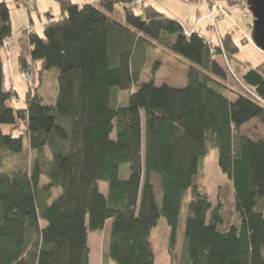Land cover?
Returning <instances> with one entry per match:
<instances>
[{
	"label": "trees",
	"instance_id": "trees-1",
	"mask_svg": "<svg viewBox=\"0 0 264 264\" xmlns=\"http://www.w3.org/2000/svg\"><path fill=\"white\" fill-rule=\"evenodd\" d=\"M57 1L61 14L28 34L19 59L42 79L58 70L55 98L42 83L24 106L9 105L17 92L5 89L0 53V264H90L89 230L110 219L105 258L155 264L162 218L173 260L182 231L178 264H264V139L242 130L264 125V61L233 66L232 32L210 42L151 4L137 13V0ZM11 36V9L0 2V50ZM149 51L184 63L187 84L157 85L161 63ZM223 53L240 89L218 61ZM212 150L228 181L215 206L203 172Z\"/></svg>",
	"mask_w": 264,
	"mask_h": 264
},
{
	"label": "rangeland",
	"instance_id": "rangeland-1",
	"mask_svg": "<svg viewBox=\"0 0 264 264\" xmlns=\"http://www.w3.org/2000/svg\"><path fill=\"white\" fill-rule=\"evenodd\" d=\"M0 2L8 3L11 9L12 36L8 39V45L3 46L0 50L4 65L5 89L12 91L15 90L17 92V95L12 101L9 102V105H15L17 107L24 106L28 91L31 90L33 92L36 88V85L42 83L44 84L42 86L44 93L55 98L58 94V81H55L54 77L56 76V73H58V70L52 69L47 71L46 73L48 75L44 76V79H42L35 76L30 71H26L25 73L24 70H22L19 62L21 54L25 56L29 54L30 46L27 37L30 32H28V30L33 31L35 28L39 34H42L47 22V16L45 14H42V16L39 15L40 12L34 3V0H0ZM148 2L145 3L142 0H137V2L132 4V7L137 13H140L143 10L144 4L149 5ZM181 10L184 13L189 12L193 15V17L197 16L198 9L195 6H188L187 8ZM120 11H118L119 18H122L123 13H120ZM215 11V15L218 16L216 8ZM246 11L247 14H249V28L247 32L242 31V29L245 27V23H243V21L240 20L236 22L235 19L232 21V19H230L225 14L223 15L222 19L217 20L218 23L215 27L214 21L209 17L208 10L201 12L202 15L206 13L207 16L202 18L200 23L197 24L198 31L204 34L209 39V41L213 43H217L220 36H224L228 32H232L234 34L235 41L239 45V52L232 61V65L240 66V68L256 67L264 61V51L256 45L252 38L253 17L248 9L247 4ZM30 14L32 15V24L34 26L29 25L31 24ZM190 22H193L192 24H194L195 19H190ZM212 29L214 30L212 31ZM151 54V51L147 53V60L149 59L151 64H153L155 60H158V58L161 63L158 69L159 72L158 80L156 82L157 85L176 86L183 83V80L187 75V68L184 63L178 59L176 60V58H173L171 54H167L166 52L159 51L153 55ZM218 61L228 73L229 84L237 89H240L241 83L234 75L226 54H221L218 57ZM150 74V68H147L143 73L142 81L146 82ZM172 83L176 85H172ZM116 93H118V98L116 101L123 102L127 96V92L119 90ZM242 130L245 134L253 138L264 139V125L258 120H253L249 124H246ZM27 146L28 140L25 142V147ZM5 161L9 163L8 160L5 159ZM203 172L205 173L204 185L206 192L213 206H215L219 199L220 188L224 187L223 189H225V185L228 183L226 177L224 174H222L219 168L217 150H212L206 158ZM127 173L128 172L125 169L123 170L122 174L123 176H126ZM45 179L46 178L43 177V181ZM107 189L108 184L101 183V191L106 193ZM189 198L190 197H188L187 200H189ZM225 217L228 219L233 217V211L231 208L226 211ZM112 224L113 220L110 219L107 221L104 230H89V246L91 251L90 264H116V262L112 259L105 258V255L109 249ZM169 235L170 227L168 226L166 220L162 218L158 225L153 229L151 238L156 256L155 264H178V259L182 251V231L180 230L179 233V244L176 249L175 260L171 258L168 252Z\"/></svg>",
	"mask_w": 264,
	"mask_h": 264
},
{
	"label": "crops",
	"instance_id": "crops-1",
	"mask_svg": "<svg viewBox=\"0 0 264 264\" xmlns=\"http://www.w3.org/2000/svg\"><path fill=\"white\" fill-rule=\"evenodd\" d=\"M72 1L74 3L80 4V5H82L84 3H94V4L99 3V0H72ZM143 2H145V3L148 2V4L153 5L159 11L164 12V13L168 14L169 16L177 19L184 26V28L187 32H191L193 30L198 31L197 24L200 23L202 18L207 16L206 13L203 15L201 14V12H203L204 10L207 11V8H206V6L202 0H145ZM34 3L40 12L39 13L40 16H42V14H45L46 16L48 14L59 16L61 14V7H60L57 0H34ZM210 4L215 5V7L213 8V11H214V13H216V11H215V8H216L218 16L220 15V9L219 8H225L226 10H228V12L225 15L228 16L230 19H232V21H234V19L236 22H238L240 20L243 21V23H245V27L242 29V31L243 32L248 31V28H249L248 16H249V14H247L246 2H244V0H215V1H212V3L210 2ZM188 6H195L198 9L197 16L193 17V15L190 14L189 12H186V13L182 12L181 9L187 8ZM121 7L122 6H120V8ZM222 18H223V16H221L219 19H222ZM30 19H31V24H29V25L34 26L32 24L33 18H32L31 14H30ZM190 19H195L194 24H192L193 22H190ZM217 23L218 22H216V24ZM246 24H247V26H246ZM32 28H34V27H32ZM33 30L36 31L35 28ZM212 31H213V29H212ZM173 58H176V57L173 56ZM176 60H177V58H176ZM186 68H187V66H186ZM187 70H188V68H187ZM158 72L159 71H157V73H156V82L158 80ZM186 84H187V75H186L185 79L183 80L182 84L176 85V84L172 83V85H176L177 87H183Z\"/></svg>",
	"mask_w": 264,
	"mask_h": 264
},
{
	"label": "water",
	"instance_id": "water-1",
	"mask_svg": "<svg viewBox=\"0 0 264 264\" xmlns=\"http://www.w3.org/2000/svg\"><path fill=\"white\" fill-rule=\"evenodd\" d=\"M246 4L253 17V41L264 51V0H246Z\"/></svg>",
	"mask_w": 264,
	"mask_h": 264
},
{
	"label": "built area",
	"instance_id": "built-area-1",
	"mask_svg": "<svg viewBox=\"0 0 264 264\" xmlns=\"http://www.w3.org/2000/svg\"><path fill=\"white\" fill-rule=\"evenodd\" d=\"M204 2V4L206 5L207 7V10H208V13H209V17L212 18V20L214 21L215 23V27H216V22L217 20L223 16L224 14H226L228 12V10H226L225 8H219L220 9V15L219 16H216L214 11H213V8L215 7V5H211L210 2L212 3V1H215V0H202ZM210 1V2H209ZM30 28V27H28ZM27 28V30H28ZM214 30V29H213ZM194 31V30H193ZM191 31V32H193ZM28 32H31V30H28ZM191 32H187V33H191ZM221 39V37L219 38ZM5 45H8V41L5 42L4 46Z\"/></svg>",
	"mask_w": 264,
	"mask_h": 264
},
{
	"label": "bare ground",
	"instance_id": "bare-ground-1",
	"mask_svg": "<svg viewBox=\"0 0 264 264\" xmlns=\"http://www.w3.org/2000/svg\"><path fill=\"white\" fill-rule=\"evenodd\" d=\"M220 41H221V39L218 40V42H220Z\"/></svg>",
	"mask_w": 264,
	"mask_h": 264
}]
</instances>
